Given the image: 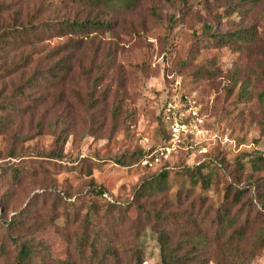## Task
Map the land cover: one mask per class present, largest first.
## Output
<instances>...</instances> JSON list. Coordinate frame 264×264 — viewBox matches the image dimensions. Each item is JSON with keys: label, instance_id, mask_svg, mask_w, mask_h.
Masks as SVG:
<instances>
[{"label": "rangeland", "instance_id": "obj_1", "mask_svg": "<svg viewBox=\"0 0 264 264\" xmlns=\"http://www.w3.org/2000/svg\"><path fill=\"white\" fill-rule=\"evenodd\" d=\"M85 1L0 0V30L63 17L111 22L82 37L0 42V101L25 107L0 109V244L12 253L5 222L16 218L53 264H104L77 252L83 230L122 258L137 248L140 264H264V171L251 167L264 155V0H139L112 11ZM23 58L30 63L8 76ZM168 103L192 106L201 131L173 154L158 188L141 193L155 173L138 164L139 151L161 141ZM230 185V197L246 188L240 203L226 199ZM100 186L114 208L91 191ZM224 211L230 226L217 223Z\"/></svg>", "mask_w": 264, "mask_h": 264}, {"label": "trees", "instance_id": "obj_2", "mask_svg": "<svg viewBox=\"0 0 264 264\" xmlns=\"http://www.w3.org/2000/svg\"><path fill=\"white\" fill-rule=\"evenodd\" d=\"M138 1L139 0H86L85 4L87 3L92 7H100L105 11H112L117 8L132 9L133 7L136 6ZM110 26H111L110 21L97 18V17H94V18L63 17L56 21L45 20L41 23L40 26H37L36 24H32L31 22H26L25 24L13 23L7 26L6 28H4L3 30H0V42L9 43L8 42L9 40H6V37L10 38V40L13 42H26V40H29L31 38L37 39L39 37L38 33H46V32L56 33L55 36H64L67 34L78 33L79 36L82 37L87 32L107 30L109 29ZM218 38L222 42L232 40L230 37H223V35L218 36ZM237 38H240L239 35H237ZM56 53L58 54L59 51H57ZM65 58L67 59L68 56H65ZM29 63L30 61L27 58H23L20 62L9 63L8 65L9 71H7V75L8 76L12 75L14 72L19 71V68L25 67ZM56 67L58 69H54L55 68V65H54L48 73L51 80L60 79V77H62V75L68 69L67 68L68 65H66L65 63L62 66L56 65ZM3 71L5 72V70ZM59 72L61 74H59ZM35 76L38 78L42 77L40 73L36 72V75H34L33 78H30L27 80V83L25 84L26 89L29 87L31 81H33ZM16 91L20 95L24 94V90H22L21 87L17 88ZM0 109L25 110V107L21 108L15 104L6 102V98H2V100L0 101ZM160 133H161V137H160L161 141L158 144L149 146L146 150H143L142 152L139 151L140 155H139L138 164H140V160L143 158V156L146 153H148L149 151L165 143L167 139V130L165 126H161ZM10 156H13V154H10ZM168 162H166L160 169L159 168L151 169V168L142 166L140 164L145 169L154 170L153 173H155V175L153 176V180H154L153 184H150V182L146 183V187L142 189L143 191L141 193H144L146 189L150 190V189L158 188V185H156V181L163 180L167 176V171H169V168H170V166H168L169 164ZM202 166H203V163L196 165V168L199 169ZM251 167L253 168L254 171H264V155L259 153L257 156H253L251 158ZM10 172H11V178L13 180L18 179L19 168H15V167L10 168ZM197 172L199 173L200 170H197ZM203 183L206 186L209 185L208 180L206 178H203ZM231 187H232L231 185L225 187L226 199L230 198L231 202L240 203L242 195L246 192V188L244 186L236 188L231 198L230 196H228L229 192L231 191ZM91 191H93L95 195H101V196H103L104 193H107L105 192L104 188L101 186L98 188L94 187L91 189ZM106 200L108 202V208H114L116 204L119 203L118 201L113 200V199L112 201L110 199H106ZM251 200L257 203V200H258L257 195L254 194ZM263 210L264 208H261L262 212ZM225 211H224V214L221 215L220 219L217 221V223H221L223 227L230 226L232 223V218L228 217ZM190 215H192V213ZM18 223H19V219H16V218H13L12 220H7L5 222L6 224L5 226L7 230L4 232V237L13 246V251L11 254L6 252L4 249V244H0V256H2L3 264H39V263L40 264H53L49 262L48 260L49 258L47 255V249L45 247L38 246L39 244L35 243L30 236L28 237L23 236L20 233V230L16 228ZM158 240H159L160 252L162 254V259L164 260V262H167V257L169 253L168 233L164 230L163 231L160 230L158 232ZM199 243H200L199 239L196 238L192 245L195 249H197ZM261 243L262 245H264V235L261 238ZM75 247H76L77 252L81 256L85 255L89 261H92L95 263H98L99 256H101L102 262L104 264H131L132 262L133 264L141 263V259H140L137 248L132 249L126 258H122L117 252V250L114 249L112 246H109L108 244H100V238H98L97 234H93V236L90 237L87 231L85 230H83L79 234L76 240V243H75ZM55 264H67V261H55Z\"/></svg>", "mask_w": 264, "mask_h": 264}, {"label": "built area", "instance_id": "obj_3", "mask_svg": "<svg viewBox=\"0 0 264 264\" xmlns=\"http://www.w3.org/2000/svg\"><path fill=\"white\" fill-rule=\"evenodd\" d=\"M162 117L167 130V139L164 144L149 151L140 160V164L147 168H162L189 135H195L201 131L200 125L203 120L190 105L181 106L177 103H168ZM103 196L112 201L107 193Z\"/></svg>", "mask_w": 264, "mask_h": 264}]
</instances>
